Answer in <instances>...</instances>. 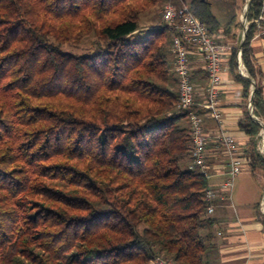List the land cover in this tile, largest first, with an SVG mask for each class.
Segmentation results:
<instances>
[{
    "label": "trees",
    "instance_id": "obj_1",
    "mask_svg": "<svg viewBox=\"0 0 264 264\" xmlns=\"http://www.w3.org/2000/svg\"><path fill=\"white\" fill-rule=\"evenodd\" d=\"M238 72L241 5L184 0ZM178 0H0V264H217L209 179L191 169L188 113L171 75L173 32L158 13ZM252 0L241 60L256 82L253 113L264 120L262 73L253 64ZM151 14L148 35L133 41ZM90 40L88 51L66 46ZM192 110L208 116L198 106ZM209 117V116H208ZM246 168L264 192L261 125L243 106ZM257 219L264 216L257 207Z\"/></svg>",
    "mask_w": 264,
    "mask_h": 264
},
{
    "label": "built area",
    "instance_id": "obj_2",
    "mask_svg": "<svg viewBox=\"0 0 264 264\" xmlns=\"http://www.w3.org/2000/svg\"><path fill=\"white\" fill-rule=\"evenodd\" d=\"M181 5L176 7L171 2L166 3L161 16L165 25L173 32L172 70L178 81V109L188 113L191 129L193 148L191 151V169H198L206 178L211 177V165L208 159L209 136L205 130L204 115L192 110L198 106L208 111V116L216 124V141L227 158V177L218 186H210L206 191L208 208L206 216L212 217L215 213V204L218 200L231 201V193L235 178L246 168V156L237 147L233 136L224 126L220 110V87L222 83L223 59L234 48L231 44L218 43L217 38L210 35L206 26L190 11L184 0H178ZM258 25V35L264 36V20L260 16L254 20ZM198 52L203 59V70L208 80L205 101L197 104L195 100V86L192 82V62L190 56ZM237 63L241 74L246 69L241 60V51L237 49ZM248 111H253V106L248 103ZM260 142L257 151L264 157V129L260 132ZM264 205V200L262 206ZM159 264H174L172 261L160 259Z\"/></svg>",
    "mask_w": 264,
    "mask_h": 264
},
{
    "label": "crops",
    "instance_id": "obj_3",
    "mask_svg": "<svg viewBox=\"0 0 264 264\" xmlns=\"http://www.w3.org/2000/svg\"><path fill=\"white\" fill-rule=\"evenodd\" d=\"M211 1L214 2V12L218 14L219 12L215 3L220 0ZM261 17L264 20V9ZM261 25L264 26V23ZM232 46L234 47V45ZM251 46L253 64L262 73L261 82L264 88V36L258 35V31L252 40ZM229 59L230 53H227L223 59L220 110L224 126L233 136L241 153L244 154L248 138L239 130L238 123L243 117V106L246 104L248 108L251 93L247 102H245L242 84L234 80L230 73ZM190 60L192 62L191 78L195 86V100L197 104H202L205 101V93L208 86V80L203 70V59L198 52H195L190 56ZM239 74L246 79H251L256 85L255 80L249 76L247 70L245 74H241L240 72ZM173 76L177 79L174 72ZM250 90L252 92V83ZM257 119L262 124L264 123L263 119ZM205 130L209 136L208 159L212 166L209 181L211 179L216 180L210 184V186L216 187L227 177V158L216 141V124L208 116H205ZM243 169L247 168L244 167ZM263 200L264 196L262 200L259 199L253 206L248 207L244 205L237 206V208L232 200L231 202L225 200H218L216 202L215 213L212 219L215 220L216 249L214 251V258L217 264H264V224L260 219H257L256 208L259 207L260 212L264 213L262 210Z\"/></svg>",
    "mask_w": 264,
    "mask_h": 264
},
{
    "label": "rangeland",
    "instance_id": "obj_4",
    "mask_svg": "<svg viewBox=\"0 0 264 264\" xmlns=\"http://www.w3.org/2000/svg\"><path fill=\"white\" fill-rule=\"evenodd\" d=\"M245 5H246V3L241 5V9H240L241 15L243 14ZM163 8H164V5L159 7L156 11L152 10V13H154V12L158 13L159 16L162 17L161 12H162ZM150 15L151 14H148V15H145L141 18L140 23H139L140 31H139V33H135V34L131 35V37H130L131 40H133V41L141 40L148 35L150 28H148L147 26L151 25L150 24L151 22L149 21ZM240 23L242 25L241 21H240ZM242 31H243V25H242ZM242 31H241V36H242ZM90 44H91L90 40L88 39V40H85L84 42H82L81 44H79L77 46H66L65 50L68 52H71L73 54H81V53H85L88 51ZM171 75H173L172 70H171ZM263 126H264V123H263ZM260 139H261V136H260ZM259 142H260V140H259ZM215 181L216 180L211 179L209 182L211 184ZM263 196H264V192L262 191L256 177L248 169H243L242 172L235 178L234 186L232 189V202L234 203L236 208H237V206H244V205H246L248 207L253 206V204L255 202H257L259 199L262 200ZM262 210L264 211L263 208H262ZM259 212H260V210H259ZM262 215L264 216V213Z\"/></svg>",
    "mask_w": 264,
    "mask_h": 264
},
{
    "label": "water",
    "instance_id": "obj_5",
    "mask_svg": "<svg viewBox=\"0 0 264 264\" xmlns=\"http://www.w3.org/2000/svg\"><path fill=\"white\" fill-rule=\"evenodd\" d=\"M251 1L252 0H247L246 5L244 7L243 14L241 15V22H242V25H243V31H242L241 41H240V44H239V50L240 51L243 48V43H244V40H245V37H246V33H247V30H248L249 22L247 20V15H248V12H249V7L251 5ZM250 81L252 83V92H251V96H250V105L253 106V97H254V90H255V86L256 85L251 79H250ZM249 114L251 115V117L254 119V121L256 123L261 125V129H264L263 124L257 119V117L254 115L253 111L249 112Z\"/></svg>",
    "mask_w": 264,
    "mask_h": 264
},
{
    "label": "bare ground",
    "instance_id": "obj_6",
    "mask_svg": "<svg viewBox=\"0 0 264 264\" xmlns=\"http://www.w3.org/2000/svg\"><path fill=\"white\" fill-rule=\"evenodd\" d=\"M263 209H264V205H263Z\"/></svg>",
    "mask_w": 264,
    "mask_h": 264
}]
</instances>
